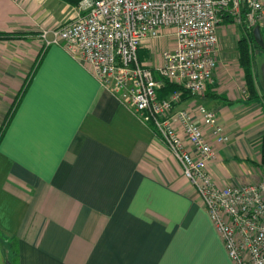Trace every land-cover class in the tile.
I'll use <instances>...</instances> for the list:
<instances>
[{
    "label": "crops",
    "instance_id": "crops-1",
    "mask_svg": "<svg viewBox=\"0 0 264 264\" xmlns=\"http://www.w3.org/2000/svg\"><path fill=\"white\" fill-rule=\"evenodd\" d=\"M75 17L60 0H0V36H14L0 38V127L11 115L0 136V228L17 239L18 264H233L153 130L85 63L61 46L43 48V30ZM255 27L225 20L204 96L174 107L215 111L229 141L213 144L207 167L221 188L264 179V17ZM250 32L255 101L247 99L237 46ZM172 43L169 32L145 40L140 61L154 69ZM204 134L212 139L210 129Z\"/></svg>",
    "mask_w": 264,
    "mask_h": 264
},
{
    "label": "built area",
    "instance_id": "built-area-1",
    "mask_svg": "<svg viewBox=\"0 0 264 264\" xmlns=\"http://www.w3.org/2000/svg\"><path fill=\"white\" fill-rule=\"evenodd\" d=\"M75 8L73 20L42 31L43 46H61L89 66L100 86L153 130L200 197L233 264H264V179L217 186L207 164L213 144L229 137L215 111L203 105L174 111L181 91L157 97L163 80L204 96L217 68L218 27L230 20L251 30L264 17V0H82ZM165 32L172 46L159 66L146 67L139 48Z\"/></svg>",
    "mask_w": 264,
    "mask_h": 264
},
{
    "label": "trees",
    "instance_id": "trees-1",
    "mask_svg": "<svg viewBox=\"0 0 264 264\" xmlns=\"http://www.w3.org/2000/svg\"><path fill=\"white\" fill-rule=\"evenodd\" d=\"M65 4H68L71 7H76L82 0H60ZM247 30H250L247 28ZM14 37L13 35H2L0 38L7 39ZM253 41L252 33H248L246 36L241 38L238 42V51H239V66L244 74L245 89L247 92V99L249 101H255L259 99L257 96V86L255 83V74H254V57L252 55L251 43ZM260 49V48H259ZM175 91H181V99L192 97V95L184 91L180 86L173 84L169 81L163 80L162 87L157 90V97L160 99L167 98L171 93ZM264 100V99H263ZM13 112V111H12ZM11 116V115H10ZM10 116L7 118L5 124L0 127V136L5 132L6 125L10 120ZM260 166L264 168V136L262 137L261 144V161ZM0 242L5 258V264H18V244L15 237H9L1 228H0Z\"/></svg>",
    "mask_w": 264,
    "mask_h": 264
},
{
    "label": "water",
    "instance_id": "water-1",
    "mask_svg": "<svg viewBox=\"0 0 264 264\" xmlns=\"http://www.w3.org/2000/svg\"><path fill=\"white\" fill-rule=\"evenodd\" d=\"M255 30V32L257 31V28L255 27L254 28ZM260 76H261V84H262V87L264 88V64H263V66H262V68L260 69Z\"/></svg>",
    "mask_w": 264,
    "mask_h": 264
},
{
    "label": "rangeland",
    "instance_id": "rangeland-1",
    "mask_svg": "<svg viewBox=\"0 0 264 264\" xmlns=\"http://www.w3.org/2000/svg\"><path fill=\"white\" fill-rule=\"evenodd\" d=\"M39 39H40V43H42L41 37H39ZM42 46H43V45H42ZM43 48H45V46H43Z\"/></svg>",
    "mask_w": 264,
    "mask_h": 264
}]
</instances>
